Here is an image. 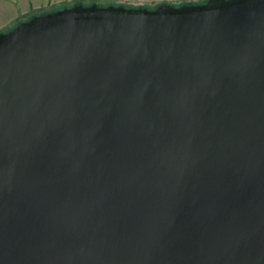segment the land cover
Segmentation results:
<instances>
[{"label":"water","instance_id":"1","mask_svg":"<svg viewBox=\"0 0 264 264\" xmlns=\"http://www.w3.org/2000/svg\"><path fill=\"white\" fill-rule=\"evenodd\" d=\"M0 264H264V0L0 32Z\"/></svg>","mask_w":264,"mask_h":264},{"label":"rangeland","instance_id":"2","mask_svg":"<svg viewBox=\"0 0 264 264\" xmlns=\"http://www.w3.org/2000/svg\"><path fill=\"white\" fill-rule=\"evenodd\" d=\"M190 1L203 2L204 0H50L49 2L34 0V3H30L31 8L28 9L26 13L20 12L19 17L16 20H14V22H12L9 26L0 29V32L8 31L9 29L16 26L19 23L18 20L29 19L31 17L30 14L32 13H36L38 11H43V10L56 9L63 7L64 5L72 6L76 3H82L84 5L97 3L99 6H107L110 5L111 3L114 4L123 3L131 6L139 7L146 5L147 6L154 5L158 3H170V4L178 5ZM18 3L20 4V2ZM25 3L27 2L25 1ZM21 4L23 5V3Z\"/></svg>","mask_w":264,"mask_h":264},{"label":"crops","instance_id":"3","mask_svg":"<svg viewBox=\"0 0 264 264\" xmlns=\"http://www.w3.org/2000/svg\"><path fill=\"white\" fill-rule=\"evenodd\" d=\"M38 1L49 2L50 0ZM30 3H34V0H0V29L14 22L19 17L20 12L26 13L31 8Z\"/></svg>","mask_w":264,"mask_h":264},{"label":"trees","instance_id":"4","mask_svg":"<svg viewBox=\"0 0 264 264\" xmlns=\"http://www.w3.org/2000/svg\"><path fill=\"white\" fill-rule=\"evenodd\" d=\"M196 3H201V2L190 1V2H184V3L178 4V5H182V4H196ZM76 4H80V3H76ZM119 4L125 5L126 7H135V6H131V5L123 4V3H119ZM160 4H162V3H158V4H154V5H149V6L146 5L144 7H148V8L153 9V8L157 7L158 5H160ZM63 7H69V5H64ZM63 7H60V8H63ZM60 8H56V9H60ZM56 9L38 11L36 13L30 14V16L37 15V14H41V13H46V12H51V11L56 10ZM25 20L26 19H22V20H18V21L19 22H22V21H25Z\"/></svg>","mask_w":264,"mask_h":264}]
</instances>
